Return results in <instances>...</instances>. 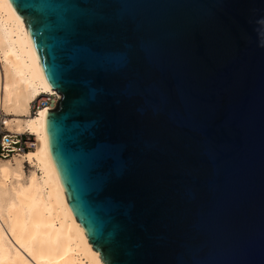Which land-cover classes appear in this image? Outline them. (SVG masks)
Segmentation results:
<instances>
[{
  "label": "water",
  "instance_id": "95a60500",
  "mask_svg": "<svg viewBox=\"0 0 264 264\" xmlns=\"http://www.w3.org/2000/svg\"><path fill=\"white\" fill-rule=\"evenodd\" d=\"M9 1L102 264H264V0Z\"/></svg>",
  "mask_w": 264,
  "mask_h": 264
},
{
  "label": "bare ground",
  "instance_id": "6f19581e",
  "mask_svg": "<svg viewBox=\"0 0 264 264\" xmlns=\"http://www.w3.org/2000/svg\"><path fill=\"white\" fill-rule=\"evenodd\" d=\"M49 96L60 98L45 80L23 18L0 0V142L26 137L29 148L0 156V264H102L50 156L45 116L54 108L32 112Z\"/></svg>",
  "mask_w": 264,
  "mask_h": 264
},
{
  "label": "built area",
  "instance_id": "2783aa9c",
  "mask_svg": "<svg viewBox=\"0 0 264 264\" xmlns=\"http://www.w3.org/2000/svg\"><path fill=\"white\" fill-rule=\"evenodd\" d=\"M58 100L59 98H56L55 96H49L46 100H41L36 105H34L32 108V112L34 113L36 110L44 108L46 106H51L53 109L56 107ZM25 138L22 137L18 139L2 136V140L0 142V156L4 158L7 155L29 149L26 144L27 140ZM3 142L6 144L5 146L3 145Z\"/></svg>",
  "mask_w": 264,
  "mask_h": 264
},
{
  "label": "snow or ice",
  "instance_id": "6c2138e0",
  "mask_svg": "<svg viewBox=\"0 0 264 264\" xmlns=\"http://www.w3.org/2000/svg\"><path fill=\"white\" fill-rule=\"evenodd\" d=\"M17 18H19V17H17Z\"/></svg>",
  "mask_w": 264,
  "mask_h": 264
}]
</instances>
